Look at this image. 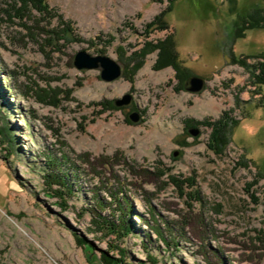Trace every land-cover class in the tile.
I'll return each instance as SVG.
<instances>
[{
    "label": "rangeland",
    "instance_id": "374dc122",
    "mask_svg": "<svg viewBox=\"0 0 264 264\" xmlns=\"http://www.w3.org/2000/svg\"><path fill=\"white\" fill-rule=\"evenodd\" d=\"M45 2L73 33L0 0V264H264V0ZM164 41L199 92L161 61ZM79 50L120 75L78 69Z\"/></svg>",
    "mask_w": 264,
    "mask_h": 264
},
{
    "label": "trees",
    "instance_id": "16d2710c",
    "mask_svg": "<svg viewBox=\"0 0 264 264\" xmlns=\"http://www.w3.org/2000/svg\"><path fill=\"white\" fill-rule=\"evenodd\" d=\"M17 1H20V3L24 7L34 8L35 10H37L39 12V14L45 15V16H43L45 18L49 17V19H50V18L56 16L58 18L59 22L67 23V27L64 28L65 31H67V33L68 32L73 33L72 32V30H73L72 26L71 25L69 26L68 22L65 21L62 18L61 14H59L57 12H53V14L51 13V8H49V6L45 2V0H17ZM17 9H20V8H17ZM17 13H19V12H17ZM163 13H164V11L161 13V15L159 14L158 17L161 16V18H162ZM252 20H253V22L255 21L254 24L258 23L259 26L264 27V15L259 17V18H257V19H253L252 18ZM248 24H249V27L254 26L253 23H248ZM152 25H153V22H152V24H148V26H149L148 28H150V26H152ZM166 27H167L166 25H164L163 27L161 26V29L162 28L165 29ZM61 31L54 30L53 28H52V30H49V29H45V28L42 27V32L43 33H46L49 36H50V33H51L54 36V38H55V36L57 37L56 39H60L61 38ZM147 31H149V30H146V32ZM164 42H163L164 46L161 45V50H160V56L161 57H160V59H161V61H163V59H164V64H171L172 66L175 67V70L177 71V75L179 76L178 78H179V80L181 82V86L183 87L184 80L189 76V71L182 64V62L178 59V57L176 56V54L172 51V49L170 47L168 49L164 50V47H168L167 42L166 41H164ZM153 45L154 44H150L145 49H143L141 51L142 52L141 55L143 56L145 51L147 52V50L150 49ZM153 47H155V46H153ZM257 58H259V60L256 61V63H254L252 65V67H253L252 70L254 69V73L252 75H253V77L255 79L254 80V84L256 86H258V87H263L264 86V54L260 53V55ZM232 59H233V61H236V62H238L241 65L248 66V64H245L242 61V59H240L239 57L236 58L234 56V57H232ZM255 71H256V73H255ZM102 105L104 107V104H102ZM251 108H253V106H249L248 109H247V112H248L247 115L248 116L250 115ZM0 133L3 136H6V134H7L6 129H4V128L1 129ZM217 139L220 140L219 137H217ZM48 158H49V161H50V166L48 167V171L49 172H47V174H46V177H48V178H46V180H47V182L49 184L48 185L49 187H50V185H53V184L58 185V188H54L53 191L55 193L59 194V193H61V190L59 189V187H62V188L66 187L67 188V185H66L67 174L63 170L60 169L59 163L57 162V160L52 159L51 156H48ZM98 204L101 205V202L98 201ZM122 227L125 230H127V227H126L125 224ZM77 240L79 241V243H82L80 238H77ZM109 247H111L112 249H116L111 244L109 245ZM99 259H100V263L101 264H122L121 259L114 258L113 256H109L106 253H102V255H100Z\"/></svg>",
    "mask_w": 264,
    "mask_h": 264
},
{
    "label": "water",
    "instance_id": "95a60500",
    "mask_svg": "<svg viewBox=\"0 0 264 264\" xmlns=\"http://www.w3.org/2000/svg\"><path fill=\"white\" fill-rule=\"evenodd\" d=\"M73 64L78 69L86 68H97L100 67V77L104 80H113L120 75V65L110 56L105 54L91 55L85 50H79L74 54ZM205 80L198 75H189L183 83V88L188 92H199L205 86ZM131 101V95L125 93L121 98L114 99V103L117 106L127 105ZM130 118L133 121H137L140 118L138 111L132 112ZM188 131L192 135H197L199 132L198 128L190 127Z\"/></svg>",
    "mask_w": 264,
    "mask_h": 264
}]
</instances>
